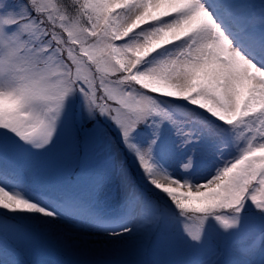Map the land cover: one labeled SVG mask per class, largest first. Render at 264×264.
I'll return each mask as SVG.
<instances>
[{"label":"snow or ice","instance_id":"snow-or-ice-1","mask_svg":"<svg viewBox=\"0 0 264 264\" xmlns=\"http://www.w3.org/2000/svg\"><path fill=\"white\" fill-rule=\"evenodd\" d=\"M26 224L264 264V0H0V264Z\"/></svg>","mask_w":264,"mask_h":264},{"label":"rangeland","instance_id":"rangeland-1","mask_svg":"<svg viewBox=\"0 0 264 264\" xmlns=\"http://www.w3.org/2000/svg\"><path fill=\"white\" fill-rule=\"evenodd\" d=\"M31 179L39 187H48L58 179L48 172L37 169ZM107 191L108 188H105ZM33 233L32 242H21L20 258L27 264H141L151 261H171L190 258L183 242L177 241L171 250L159 249L153 245L137 243L129 249H99L96 246L72 243L67 239L45 235L44 232L26 224Z\"/></svg>","mask_w":264,"mask_h":264},{"label":"bare ground","instance_id":"bare-ground-1","mask_svg":"<svg viewBox=\"0 0 264 264\" xmlns=\"http://www.w3.org/2000/svg\"><path fill=\"white\" fill-rule=\"evenodd\" d=\"M111 192L106 189L101 190L99 193H97V200L100 203V206L103 207L105 210H108L112 207L114 204V201L112 199H109L111 196ZM32 227L31 225H29ZM33 228V227H32ZM36 230V229H35ZM38 230L42 231L50 238V236H55L56 238H62L64 240L71 241L72 243H76L78 245L82 244H88V245H94L96 248L101 249H129L132 245H118L114 246L110 242L105 241L102 237L97 235L89 234L86 231H83L71 224H63L58 225L54 228L48 229L47 226L41 225ZM50 235V236H49Z\"/></svg>","mask_w":264,"mask_h":264}]
</instances>
